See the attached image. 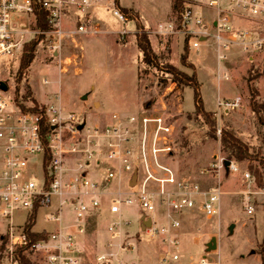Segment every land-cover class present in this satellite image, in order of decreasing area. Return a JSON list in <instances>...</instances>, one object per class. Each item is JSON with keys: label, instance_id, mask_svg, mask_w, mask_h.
<instances>
[{"label": "rangeland", "instance_id": "374dc122", "mask_svg": "<svg viewBox=\"0 0 264 264\" xmlns=\"http://www.w3.org/2000/svg\"><path fill=\"white\" fill-rule=\"evenodd\" d=\"M121 2L125 6L137 8L144 17L156 18L169 7L167 0ZM172 4L171 0V9L165 21L179 22L182 8L190 4L197 13L204 12L208 20L213 18L210 15L212 11H208L201 0H184L178 11L173 10ZM114 7H117L114 0H103L99 5L85 10L67 8L64 10V29L70 30L87 19L88 22H100V32L77 35L76 42L67 37L61 46L59 58L52 56L46 44L41 42L21 82L18 80L19 59L4 63L1 78L15 91L18 100L25 93L26 80L40 104L48 103L52 100V93L60 92L66 112L82 114L94 123L110 121L113 113L166 116L175 128V152L171 157L163 158L164 163L180 179L200 184L204 189L220 182L224 193L219 215L207 217L198 208L181 215V227L172 229V233H177L178 241L177 246H174L170 244L168 235L148 232L151 226L141 222L144 212L137 204L123 203L119 214L112 215L109 212L108 208L118 192H122V199L128 195L133 196L137 185L126 183L119 188L118 180H113L105 189L101 207L90 213L86 233L78 238L80 263L203 264V259H206V264H262L260 251L264 247V168L258 158L264 156V126L258 123L251 109L250 87L258 90L257 100L264 103V50L249 59L239 46L232 47L228 51V59L219 62L212 36L196 51L190 47L191 35L176 32L163 36L157 32L159 27L153 26L147 30L155 54V65H148L142 62V52L137 46V26L134 32L128 31L132 30L134 21L126 25L118 21L112 11ZM135 8H131V11L139 14ZM16 18L19 25L34 26L36 21L25 14H18ZM124 30L127 32L123 33ZM186 46L189 48V57L184 65L181 57ZM168 63L188 75L196 74L204 107L215 112L217 128L228 129L246 142L252 152L258 154L255 159H234L241 168L239 173L222 172L217 176L211 171L215 156H226L221 151V133H217L216 137L211 136L204 118L196 113L194 87L174 81V77L166 71ZM60 65L64 68L62 72ZM219 68L221 75L226 72L229 79L222 76L223 80L219 81ZM44 78H48L51 83L45 85ZM237 95L241 99L239 108H219V98L234 100ZM84 96L87 97L84 99ZM26 102L32 104L29 100ZM34 171L39 178L41 170L38 165ZM245 172L251 174L250 180L245 178ZM248 199L256 209L253 215L245 211ZM57 202L58 198L53 197L50 205L37 211L33 226L35 231H53L58 228V222L47 219L48 214L53 213L57 207ZM165 212L161 208L157 213L158 228L169 224V219L164 217ZM26 216V212L17 214L16 222L24 223ZM62 216L63 224L72 219L73 211L69 206L64 207ZM113 222H119L123 234L120 246L107 250L103 246V236L98 235L97 231L101 230L106 236L105 232ZM232 225L234 228L231 233L229 228ZM4 230L0 222V236ZM213 237H216L217 248L209 251L208 244ZM106 252L114 253V257L111 261L100 263L98 255ZM169 252L179 254V259L162 262V258ZM27 256L32 263H40L39 256L28 253ZM0 261L9 264L11 260L4 254L0 256Z\"/></svg>", "mask_w": 264, "mask_h": 264}, {"label": "built area", "instance_id": "2783aa9c", "mask_svg": "<svg viewBox=\"0 0 264 264\" xmlns=\"http://www.w3.org/2000/svg\"><path fill=\"white\" fill-rule=\"evenodd\" d=\"M103 0H0V222L5 230L0 236V256L9 258V264H21L19 252L40 257L39 264H81L78 238L87 231V221L92 211L101 207L105 189L113 180L129 175L128 184L136 173V191L133 196L121 198L122 192L112 200L110 212H121L122 204H137L144 212L141 222L151 219L148 232L169 236L170 244L177 246V233L181 227V215L196 208L207 217L220 214L223 190L220 182L208 189L200 184L180 179L163 158L175 152L174 125L164 115L138 113L121 115L113 113L110 121L90 122L76 112H66L60 92L51 94L52 100L31 110L15 91L1 88V70L8 60L19 59L24 46L38 34L55 58L61 56V46L67 37L76 42L77 35L97 34L101 30L98 21L83 20L79 25L64 29V10L99 5ZM211 10L212 20L204 12L197 13L190 5L182 8L178 21L161 24L157 30L163 36L176 32L191 35L190 47L196 51L203 43L213 40L218 61L228 59V51L239 46L252 59L264 50V0H201ZM39 5L47 13L50 27L43 31L22 24L16 16L25 14L36 20L34 8ZM114 16L123 24L130 21L118 7ZM212 29L214 32H212ZM127 32L124 30L123 33ZM60 71L64 70L60 65ZM224 79H229L223 73ZM5 82V81H4ZM45 85L51 81L43 79ZM30 101V100H29ZM240 98L218 101L219 108H239ZM221 133V130H218ZM225 156L216 155L211 171L217 176L222 172L239 173L235 160L225 165ZM39 166L41 175L35 168ZM209 172V171H208ZM247 180L251 174L245 172ZM119 188H121L119 186ZM264 193V191H263ZM135 195V196H134ZM58 198L54 212L47 219L60 225L53 231L43 230L45 236L32 240L27 222L34 210L50 205ZM65 206L73 211V217L63 224ZM164 208L167 226L158 228L157 213ZM255 206L248 199L245 211L255 213ZM26 212L24 223L16 222V215ZM118 223H111L108 231L111 240L109 250L120 246L123 231ZM31 231H34L32 228ZM5 247L2 248L3 242ZM121 247H123L121 245ZM114 253L99 254L100 263L111 261ZM179 254L169 252L162 262L178 260ZM206 264V259H203ZM0 264H4L0 261Z\"/></svg>", "mask_w": 264, "mask_h": 264}, {"label": "trees", "instance_id": "16d2710c", "mask_svg": "<svg viewBox=\"0 0 264 264\" xmlns=\"http://www.w3.org/2000/svg\"><path fill=\"white\" fill-rule=\"evenodd\" d=\"M173 1V10L178 11L182 5L184 0H172ZM116 6L125 14H127L130 20L135 19V14H132L131 9L121 7L119 0H114ZM35 16H36V23L35 28L41 29L46 31L49 29L50 24L47 19V13L44 9L40 8L39 5H36L34 8ZM137 46L142 52V62L148 65H155L154 59L155 54L151 44V40L149 38L147 28L142 24L140 20H137V32L135 33ZM44 38V34H38L35 38L31 39L27 42L24 46V51L20 57V64H19V73H18V80L21 82L25 76L26 71L36 56V48L41 43ZM188 51L189 48L186 46L185 52L181 57V61L184 65L187 64L188 60ZM167 72L170 73L174 77V81H178L179 83H183L185 85H191L195 89V103H196V113L204 118V122L209 127V132L211 136H217L218 128H217V118L215 117V112L206 110L201 98L200 88H199V81L197 79L196 74L188 75L187 73L183 72L176 66L172 64H167ZM25 93L23 95L24 100H30L34 103V106L30 108L31 110H37L39 106V102L34 98L31 85L26 80L24 83ZM19 91V88H18ZM250 94H251V109L255 113L258 123L264 126V103H260L257 100L258 97V90L254 87H250ZM220 134V144H221V151L225 153V158L230 160H248V159H255L258 158V154H255L251 151L249 145L236 136L234 133L229 131L226 128H222ZM259 162L264 168V156L259 157ZM38 208H36L29 218L27 222V229L29 230V237L32 240H37L45 236V232H35L31 231L36 220ZM5 242H3L2 248L5 247ZM261 258L262 264H264V247H262L261 251ZM19 260L21 264H34L31 262L29 257L27 256V252L20 251Z\"/></svg>", "mask_w": 264, "mask_h": 264}, {"label": "crops", "instance_id": "0c3cea01", "mask_svg": "<svg viewBox=\"0 0 264 264\" xmlns=\"http://www.w3.org/2000/svg\"><path fill=\"white\" fill-rule=\"evenodd\" d=\"M119 2H120V5L122 6V7H125V8H128V9H131V8H135V7H129V6H125L124 4H122V2H121V0H119ZM167 3L169 4V7H168V9L167 10H164V11H162V15L161 16H158V17H150V16H147V17H144V16H142V14L140 13V10H138L137 8H135L136 9V11L139 13V14H135L136 16H135V19H133L132 21H134V26H132V30H128V31H131V32H134L135 30H136V26H137V20H140L141 22H142V24L146 27V28H150V27H153V26H160L161 24H165V23H167L168 21H165L166 20V18H167V15H168V12L170 11V9H171V0H167ZM133 13V12H132ZM133 15H134V13H133ZM117 19V18H116ZM131 21V20H130ZM129 21V22H130ZM128 22V23H129ZM127 24V23H126ZM125 24V25H126ZM116 25H117V27H118V24H117V22H116ZM119 28V27H118ZM123 28H125V27H123ZM221 71H220V68L218 69V74H217V77H218V79H219V81H221V80H223V77H222V75H221V73H220ZM235 85H237V84H235ZM236 88H237V86H236ZM238 89V88H237ZM238 97V95L235 97V98H237ZM220 99V98H219ZM218 99V100H219ZM99 122V121H98ZM100 122H103V121H100ZM96 123V122H95ZM129 180V176L127 175V174H123V176L121 177V179L120 180H118V184H119V186L120 187H123L126 183H127V181ZM124 181H125V183H124ZM109 209V212H110V208H108ZM121 210H122V208H121ZM111 213V212H110ZM112 214V213H111ZM112 215H114V214H112ZM35 231V230H34ZM35 232H41V231H35ZM98 232V235H100L101 237L103 236V246H104V249H105V246H106V249L107 250H109V248L107 247V243L111 240V238H110V234H109V231L107 230L105 233H107V235L105 236L104 235V232H101V230H98L97 231Z\"/></svg>", "mask_w": 264, "mask_h": 264}, {"label": "water", "instance_id": "95a60500", "mask_svg": "<svg viewBox=\"0 0 264 264\" xmlns=\"http://www.w3.org/2000/svg\"><path fill=\"white\" fill-rule=\"evenodd\" d=\"M1 88L2 89H4V90H7V88H8V85H7V83L6 82H4V81H2L1 82ZM87 96H84L83 98L85 99ZM230 164V161H225V165L226 166H228ZM136 178H137V174L135 173L134 175H133V177H132V181H131V183H130V185H132V186H134L135 184H136ZM144 222L147 224V226L148 225H150V223H151V219L150 218H148L147 220H144ZM233 228H234V225H232V226H230V228H229V230H230V232L232 233L233 232ZM217 240H216V237H213L212 238V241L208 244V250L209 251H212V250H214V249H216L217 248V242H216Z\"/></svg>", "mask_w": 264, "mask_h": 264}]
</instances>
